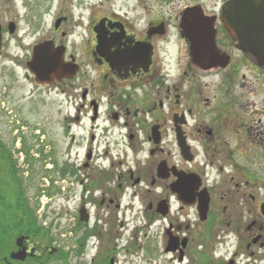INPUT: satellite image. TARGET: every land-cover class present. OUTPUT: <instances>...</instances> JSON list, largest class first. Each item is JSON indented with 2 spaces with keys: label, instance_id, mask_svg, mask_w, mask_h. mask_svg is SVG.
<instances>
[{
  "label": "flooded vegetation",
  "instance_id": "1",
  "mask_svg": "<svg viewBox=\"0 0 264 264\" xmlns=\"http://www.w3.org/2000/svg\"><path fill=\"white\" fill-rule=\"evenodd\" d=\"M1 1L0 119L25 108L4 106L12 66L59 99L31 102L35 154L17 129L0 137V264H264V62L229 34L230 0H60L5 62ZM43 42L60 71L39 84Z\"/></svg>",
  "mask_w": 264,
  "mask_h": 264
},
{
  "label": "rangeland",
  "instance_id": "2",
  "mask_svg": "<svg viewBox=\"0 0 264 264\" xmlns=\"http://www.w3.org/2000/svg\"><path fill=\"white\" fill-rule=\"evenodd\" d=\"M1 4L3 10L8 9V19L13 20L17 24L16 35L15 33L10 35L6 30L5 38L7 39L2 58L3 62H5L6 59H11L12 57L17 60H20V58L22 59L23 55L27 54L29 45L35 43L37 40H41L49 34L53 19L57 15L59 6L63 3H60V0H9L6 2L1 1ZM68 4L69 2H66V9H71L72 13L75 15V9L69 7ZM12 68L15 76L13 77V80H10L11 82L7 83L8 92L6 96L3 97L4 106L5 108L10 109L14 108L12 106L16 107L23 103L25 108L20 114L22 117L19 119V123L16 122L15 118L7 119L3 117L0 119V137L4 136V132H12L10 136L13 137L15 134L14 129H17L18 133L16 135L19 137L21 136L23 143L25 140L24 146L30 149V153L35 154L36 149L44 146V140H42L43 138H40L39 142H37L36 138H32L29 132L36 121H39V123L37 122L38 125L43 126L42 122H40V117L43 114L40 110L31 108V102H39L41 105L47 104L50 107V111H54V109H56L55 106L58 104L59 96L56 91L49 90L48 92H43L41 89L37 90V92H34L30 96L32 84L31 81L24 77V70L20 65L17 67L12 66ZM37 112L39 113L37 114ZM51 116H53V119H51V134L54 135L51 137L55 140V148H59L61 137L58 135L57 125L52 124L56 115L51 113ZM13 147L17 148L19 146L16 143ZM71 158H75L74 149L71 152ZM134 255H129L124 252L119 253L117 255V264H130L131 261L140 262L142 259L140 253Z\"/></svg>",
  "mask_w": 264,
  "mask_h": 264
},
{
  "label": "water",
  "instance_id": "3",
  "mask_svg": "<svg viewBox=\"0 0 264 264\" xmlns=\"http://www.w3.org/2000/svg\"><path fill=\"white\" fill-rule=\"evenodd\" d=\"M224 20L238 46L258 62H264V0H230ZM8 30L12 34L14 26L9 25ZM51 48V43L43 42L32 49L27 66L39 84L60 71V56L55 55Z\"/></svg>",
  "mask_w": 264,
  "mask_h": 264
}]
</instances>
